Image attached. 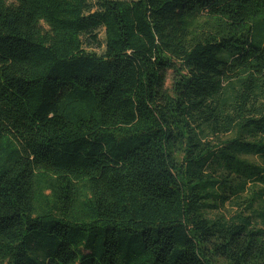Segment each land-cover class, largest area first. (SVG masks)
Wrapping results in <instances>:
<instances>
[{
	"label": "trees",
	"instance_id": "obj_1",
	"mask_svg": "<svg viewBox=\"0 0 264 264\" xmlns=\"http://www.w3.org/2000/svg\"><path fill=\"white\" fill-rule=\"evenodd\" d=\"M0 264H264V0H0Z\"/></svg>",
	"mask_w": 264,
	"mask_h": 264
},
{
	"label": "rangeland",
	"instance_id": "obj_2",
	"mask_svg": "<svg viewBox=\"0 0 264 264\" xmlns=\"http://www.w3.org/2000/svg\"><path fill=\"white\" fill-rule=\"evenodd\" d=\"M257 161V160H254ZM236 208L231 207L230 205L226 206L225 210H222L223 213H226V215L229 217L230 215H233L235 212Z\"/></svg>",
	"mask_w": 264,
	"mask_h": 264
}]
</instances>
